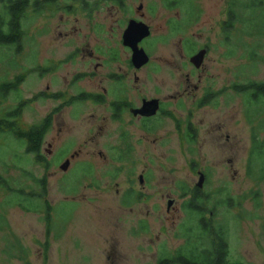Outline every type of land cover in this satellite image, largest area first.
Wrapping results in <instances>:
<instances>
[{
    "label": "rangeland",
    "instance_id": "obj_1",
    "mask_svg": "<svg viewBox=\"0 0 264 264\" xmlns=\"http://www.w3.org/2000/svg\"><path fill=\"white\" fill-rule=\"evenodd\" d=\"M37 1L21 21V47H0V178L7 183H0V264H158L185 243L181 227L191 223L184 203L199 172L206 175L200 193L208 197L206 217L212 211L228 228L230 261L264 264V178H257L264 158L252 154L264 144V97L240 88L264 82V0H175L177 7H170L174 0H123L124 8L106 0ZM230 7L237 23L225 29ZM192 8L201 13L192 17ZM134 16L151 29L143 45L151 62L138 87L166 101L182 127L166 116L148 139L135 135L133 150H114L123 128L101 122L104 107L53 96L111 90L105 77L112 72L133 85L122 36ZM203 46L210 51L204 74L188 60ZM112 87L117 94L119 86ZM223 89L219 107H193L190 118L186 107L194 99ZM47 118L39 163L3 122L27 130ZM186 120L198 131L193 144L184 138ZM126 121L123 131H141ZM6 185L42 197L24 203Z\"/></svg>",
    "mask_w": 264,
    "mask_h": 264
},
{
    "label": "flooded vegetation",
    "instance_id": "obj_2",
    "mask_svg": "<svg viewBox=\"0 0 264 264\" xmlns=\"http://www.w3.org/2000/svg\"><path fill=\"white\" fill-rule=\"evenodd\" d=\"M84 1V5H87ZM108 1H115L118 2L120 5V7H125L123 0H106V2ZM39 3V1H37ZM41 2V1H40ZM45 2V3H44ZM59 0H44L43 3L44 5H52V4H58ZM31 6L37 7L38 3H33L32 0H30ZM33 4V5H32ZM117 4V3H116ZM177 4V1L174 0V3H170V7H177L175 5ZM91 7H97L98 3L95 2L93 5L88 4ZM143 5L140 4L139 7L137 8V12H142L143 11ZM194 12H198L199 14L201 13L200 8L198 9H191V15H193L192 17H194ZM227 16L228 19L223 21V27L226 28H233V26H235V24L237 23L236 21V15H233L232 11H231V7L227 12ZM198 14V16H199ZM197 15V14H196ZM140 17L143 18V14L140 13ZM234 17V18H233ZM131 22H136V23H143L145 24L143 21H141V19H138L137 16H134L130 19H128L127 21V26L125 31L128 29V26L130 25ZM175 23V21H173ZM146 25V24H145ZM148 26V25H147ZM149 27V26H148ZM150 29V27H149ZM124 31V33H125ZM123 33V36H124ZM123 36H122V44H123ZM150 36H151V29H150ZM150 36L144 40H142L139 43V49H143L145 51V53L148 56V62L146 64H144L143 66H141L140 68H137L133 61H132V56H133V52L129 47L123 46L128 49L131 52V59L127 60L128 61V65L129 67H131V69L133 70V85H130L129 87L126 85V74L124 73H115L112 72L111 74L107 75V77H105V81L108 85L111 86V90L107 89V88H103L101 92L97 91H84L82 93H80L77 96H68V99H66L67 95L62 92V93H57L54 94L56 98H62L64 99V103L68 104V105H75L76 103H91L93 105V107L98 110H101V107L105 108V116H93V119L98 120V118L100 117L101 122L102 123H114V124H118L119 126H121V128L124 129V124L127 122L126 119H129L131 123V128L134 125H138L136 127H139L141 129V131H122L120 132L118 139H120V145L117 146L115 145L113 148L115 149H127V151L133 150L134 149V143L131 141L134 139L135 135H137L140 132V138L139 140H144V139H148L149 135H153L156 133V130L158 129L159 125H160V119L164 118V117H169V118H173L175 120L176 126L181 128L182 127V121L175 117L174 114L169 110H166V101L161 100L160 98L157 97H148L146 95L145 92H143L139 87L138 84H140V77L138 76L139 73L144 70L151 62V56L149 53L146 52V50L143 48L144 43L146 42L147 39L150 38ZM205 50L206 54L203 60V64L201 65L200 68H196L192 63H191V59L197 55L200 51ZM209 48L207 46H203L200 49H197L194 53H189L188 55V60L189 63L191 64V66L194 68V70L198 73H203L204 74V70H203V65L205 63V59L209 54ZM112 56L114 57V55L112 54ZM112 57V60H114V58ZM101 68V67H100ZM96 69H99V67H97ZM132 70H128V72L132 71ZM81 75H85L86 74H81ZM81 75H78L77 77L80 78ZM91 78H96L98 76V73H92L91 75H89ZM187 81H190V78L188 77ZM102 82V81H101ZM116 85L119 86V90L117 91V94L113 93V87L112 85ZM251 84H256V85H261L264 84L263 83H251ZM74 85V84H73ZM200 86H194V91L195 92H200L201 89L199 88ZM244 86H241L240 88H242ZM238 88V89H240ZM235 91H236V87H234ZM256 88H253L252 90H249L250 92H248V94H250L251 96H254V91H256ZM223 90H219L217 92H212L207 90L205 93L202 94V96L199 99H194L193 102H191V107H186L189 111L188 113L190 114V118L192 117L193 114V107L202 109V108H209V107H219L220 106V100L219 97H221L223 95ZM194 92V96L195 93ZM184 95H187L186 92L184 93ZM218 97V98H217ZM259 97V96H258ZM262 97V96H260ZM217 98V99H216ZM252 101V100H250ZM150 104V106L148 107V104ZM182 103V102H181ZM184 103V102H183ZM247 106L249 107V104L252 103H248V101L246 102ZM61 110V109H60ZM59 110V112H61ZM152 111H155L154 115H151ZM248 117V116H246ZM51 118L52 115H51ZM252 118V117H249ZM45 121H50V119H45ZM103 127H100L99 129H102ZM254 130L256 131V128H254ZM198 136V131L197 129L194 127L193 123L191 122V120H189L187 122L186 120V127H185V133H184V138L185 141L188 144H193ZM257 138H254V140ZM125 146V147H122ZM256 146H258V144H255L254 147L252 148V154L253 152L255 153L256 150ZM124 149V150H125ZM255 150V151H254ZM79 155V153H75L74 155L71 156V159H75L77 158ZM71 159L66 160L67 161H71ZM65 164V163H64ZM70 165V164H69ZM69 168V167H68ZM68 170V169H67ZM66 170V171H67ZM203 175L204 176V180L206 178V175L203 174L202 172H199V176ZM140 183H143V177L141 176L140 178ZM194 194L201 193V188L198 187V185L196 186V189L193 191ZM202 194V193H201ZM126 200L129 201L130 198V194L127 193L126 195ZM139 198L142 196L140 194L137 195ZM191 198L193 196H190Z\"/></svg>",
    "mask_w": 264,
    "mask_h": 264
},
{
    "label": "trees",
    "instance_id": "obj_3",
    "mask_svg": "<svg viewBox=\"0 0 264 264\" xmlns=\"http://www.w3.org/2000/svg\"><path fill=\"white\" fill-rule=\"evenodd\" d=\"M29 6L30 0H0V47H15L18 49L21 47L23 38L21 21L25 18ZM242 88L247 91L256 88L254 97H264V84L250 83ZM13 117L18 120L16 112H14ZM5 124L8 126L10 133L14 134L19 140L26 142L27 152L34 154L37 162L40 163L42 159L40 149L49 126L48 121L27 130L19 129L14 122H3V126ZM263 145L258 144L255 148L260 159L264 158ZM254 158L255 154L251 156L250 164L253 163ZM251 166H249V174L253 171V166ZM257 178L258 180L264 178V168L261 169ZM41 182L43 183V181ZM0 183H6V181L0 178ZM42 187H44V184H42ZM6 190L10 194L18 195L19 198L24 196V203L27 200H39L42 197V195L35 196L33 194L27 196L24 190H14L7 185ZM21 199L18 201L19 206L25 211H30L29 207L24 203H20ZM207 199L208 197L195 193L192 198L184 203L187 218L191 223L189 226L185 224L181 227L182 238H184L185 243L172 256L160 259L158 264H239L230 261L227 226L222 222H216L215 213L212 211H209L211 217L209 219L206 217L208 212L205 206ZM5 204L13 205L10 201H6ZM47 208L49 215L50 210L49 207ZM47 220L49 221V216H47ZM4 222V217L0 215V226Z\"/></svg>",
    "mask_w": 264,
    "mask_h": 264
},
{
    "label": "water",
    "instance_id": "obj_4",
    "mask_svg": "<svg viewBox=\"0 0 264 264\" xmlns=\"http://www.w3.org/2000/svg\"><path fill=\"white\" fill-rule=\"evenodd\" d=\"M150 36V29L147 25L143 23H136V22H131L130 25L128 26V29L125 31L124 36H123V44L126 47H129L132 52V61L134 65L137 68H140L144 64L148 62V56L145 53L143 49H139V43L148 38ZM206 51L202 50L200 51L197 55H195L191 59V63L196 67L200 68L201 65L203 64V60L205 57ZM151 103L148 104V107L150 106ZM155 111H152L151 115H154ZM70 161L65 162L61 166V169L63 171H66L69 167ZM204 183V176H200V181L198 183V187L202 188ZM172 202H169V207L171 206Z\"/></svg>",
    "mask_w": 264,
    "mask_h": 264
}]
</instances>
